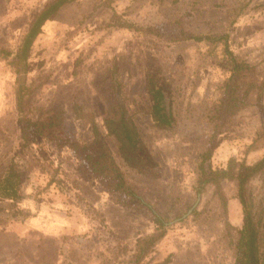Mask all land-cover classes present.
I'll return each instance as SVG.
<instances>
[{
  "label": "rangeland",
  "instance_id": "1",
  "mask_svg": "<svg viewBox=\"0 0 264 264\" xmlns=\"http://www.w3.org/2000/svg\"><path fill=\"white\" fill-rule=\"evenodd\" d=\"M53 1L0 0V49L16 53L35 15ZM115 17L140 30L114 26ZM189 35L229 36L231 50L249 65L239 79L245 107L218 129L209 118L229 76L223 43H198ZM10 60L0 55V176L15 164L23 173L22 198L17 204L0 200V215L20 209L25 217L50 221L51 213H56L54 220L59 222L52 225L57 240L62 239L58 243L64 240L67 245L63 256L78 264H235L231 242L243 226L244 206L257 207L264 200V172L240 193L237 180L229 178L220 181V188L213 183L199 187V168L204 163L210 179L231 159L254 165L264 158V94L261 100L257 92L246 95L250 84L264 81V0H73L66 4L33 45L27 75L33 94L26 111L32 121L50 124L54 113L63 110L64 121L53 127L54 137L38 136L27 148L17 109V75ZM114 61L141 139L157 167H127L113 137L107 138L104 148L143 203L128 193L108 192L94 176L95 180L80 172L86 167L80 154L58 145L59 139L79 144L94 139L88 122L76 118L75 105L84 113H94L106 134L103 119L116 103L111 79ZM150 74L165 80L170 89L174 120L169 127H162L150 114ZM209 151L212 155L203 161L202 155ZM136 179L141 185L133 187L130 182ZM113 202L146 210L155 233L123 243L112 238L104 214L112 212ZM154 212L164 226L155 224ZM156 227L164 235L144 252L143 246L160 232Z\"/></svg>",
  "mask_w": 264,
  "mask_h": 264
},
{
  "label": "trees",
  "instance_id": "2",
  "mask_svg": "<svg viewBox=\"0 0 264 264\" xmlns=\"http://www.w3.org/2000/svg\"><path fill=\"white\" fill-rule=\"evenodd\" d=\"M73 0H54L48 4L42 11L38 12L23 41L16 53L0 49V55L9 60V64L14 68L17 75L18 87L16 90L17 109L20 113V122L22 129L23 147L27 148L35 143L36 137L48 136L54 137L53 127L59 128L64 121V111L60 110L54 113V119L50 124L43 121H32L26 115L27 101L33 94L32 88L27 84V75L29 72V60L32 58V48L35 41L42 34L46 23L66 4ZM114 26L133 29L139 31L140 28L120 17H115ZM189 40L198 43L208 41L211 43L222 42L224 47V57L229 65V76L224 80L220 87V95L213 104L210 113V122L214 128L218 129L224 125L226 120L237 115L244 107V98L239 95V79L243 70L248 69L249 65L238 58L230 48L229 36L213 38L206 35H189ZM112 90L116 97V103L111 106L105 113L103 125L106 134L100 131L96 123L94 113H84L78 105L74 106V112L77 119L85 120L91 126L93 133V141L89 144H79L69 139H59L58 145L68 146L76 153L80 154L86 167L81 169L82 174L93 175L101 184L105 186L108 192L115 195L128 193L132 199L143 203L137 194L129 187L128 181L125 179L121 168L117 165L114 158L105 149L104 144L108 137H113L118 145V150L127 167L133 170H145L147 168L154 169L157 164L153 161L151 154L145 146L138 128L135 124V114L129 109L127 98L125 95V86L121 81L119 65L114 61L111 69ZM251 92H257L258 100H261L264 94V81L261 84H250L247 88L246 95ZM147 93L152 99L151 116L155 122L162 127H169L173 118L172 97L170 89L165 80L156 75H148ZM212 151L202 155L203 161L207 157L210 158ZM199 187L205 184L213 183L220 188V181L223 179L237 180L240 193L243 188L251 181V179L264 172V158L260 159L254 165H247L245 161L231 159L226 169L216 170L211 174L210 179L206 178L204 163L200 165ZM23 180L22 171L12 164L4 174L0 176V199L13 200L17 202L21 200L20 185ZM223 207L227 203L225 198L221 197ZM148 209L153 212V208L147 205ZM228 214V213H227ZM227 214L225 216H227ZM155 224L164 226L161 217L154 212ZM226 226L229 228L231 223L228 221ZM157 236L150 238L143 246L142 250L149 249L154 243L164 235L163 229ZM162 230V231H161ZM237 239L231 242V247L235 256V264H264V200L259 202L257 207L244 206V222L243 226L237 231ZM145 252V251H144Z\"/></svg>",
  "mask_w": 264,
  "mask_h": 264
},
{
  "label": "crops",
  "instance_id": "3",
  "mask_svg": "<svg viewBox=\"0 0 264 264\" xmlns=\"http://www.w3.org/2000/svg\"><path fill=\"white\" fill-rule=\"evenodd\" d=\"M149 153L151 154L150 151ZM152 159L157 164L153 156ZM89 177L94 179L91 174ZM134 182H130L133 187L141 185L138 179ZM0 200L15 203L13 200ZM110 205H113V210L105 211L104 218L112 238L123 243L138 240L142 235L150 237L155 233L146 210H134L114 202ZM10 210L0 215V264H78L68 256H63L66 255L67 245L64 240L58 243L62 239L57 240L59 236L54 233L56 228L52 225L59 222L55 221L56 213H51L53 215H50L49 221L40 216L25 217L20 209Z\"/></svg>",
  "mask_w": 264,
  "mask_h": 264
}]
</instances>
